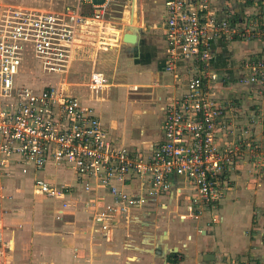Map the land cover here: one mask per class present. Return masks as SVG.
Masks as SVG:
<instances>
[{
    "label": "built area",
    "instance_id": "2783aa9c",
    "mask_svg": "<svg viewBox=\"0 0 264 264\" xmlns=\"http://www.w3.org/2000/svg\"><path fill=\"white\" fill-rule=\"evenodd\" d=\"M215 1L163 0L166 70L189 61L195 73L184 93L166 104L160 139L148 153L118 146L94 110L64 90L65 82L38 89L18 82L31 69L67 76L82 46V30L105 20L107 0L102 5L76 0L56 10L5 11L0 16V174L33 172L34 194L66 209L72 185L56 186L43 174L51 166L70 170L84 196L79 203L101 237L136 224L140 213L162 209L161 197L175 199L185 212L182 218L197 220L215 210L229 189V172L245 157L242 143L254 166L257 160L264 166V153L244 135L248 125L236 138L223 140V134L232 133L227 113L237 103L216 91V84L229 79L218 78L211 69L212 46L259 44L258 55L239 62L235 84L249 95H264V0L253 5L239 0L242 8L235 0L219 7ZM86 3L93 8L90 14L84 13ZM114 35L112 41H117ZM103 39L99 45L105 47ZM104 83L102 73L92 72L88 88L96 92ZM249 123L259 124L264 137V117H252Z\"/></svg>",
    "mask_w": 264,
    "mask_h": 264
},
{
    "label": "crops",
    "instance_id": "0c3cea01",
    "mask_svg": "<svg viewBox=\"0 0 264 264\" xmlns=\"http://www.w3.org/2000/svg\"><path fill=\"white\" fill-rule=\"evenodd\" d=\"M107 1L118 2L119 17L116 22H92L82 30V46L69 70L78 81L70 94L94 110L118 146L148 153L160 139L166 104L184 93L195 70L189 61L176 62L172 72L166 70L163 0ZM223 1L216 0L215 5ZM235 1V6L243 7ZM83 10L90 14L93 8L86 3ZM114 33L117 41H112ZM127 33L135 36L134 44L123 41ZM100 38L105 47L99 45ZM260 50L257 43L217 42L212 46L211 69L218 78L229 79L216 84L220 98L237 103L227 113L232 133L224 132L223 140L236 138L248 125L244 135L264 153L261 127L249 123L264 115V95L250 97L235 84L239 62ZM92 72L102 73L105 80L96 92L88 88ZM242 149L245 157L229 172V189L215 210L197 220L182 218L185 212L176 200L161 197L162 209L156 206L149 214L140 213L130 228H116L102 237L79 203L84 196L70 170L51 166L43 174L56 186L72 185L66 209L59 201L34 194L31 170L26 176L6 170V176L0 174V264H264V166L258 160L254 166L243 143ZM63 172L69 173V181L59 180L57 174ZM27 197L39 205L30 206Z\"/></svg>",
    "mask_w": 264,
    "mask_h": 264
},
{
    "label": "rangeland",
    "instance_id": "374dc122",
    "mask_svg": "<svg viewBox=\"0 0 264 264\" xmlns=\"http://www.w3.org/2000/svg\"><path fill=\"white\" fill-rule=\"evenodd\" d=\"M75 1L76 0H0V16L3 15L5 13V11H7L9 9H14V8H30V9H37V10H56V9H60L63 6H66V5H72L75 3ZM119 9H120V7L118 6V2H115L114 4H109L107 7L106 14H105L104 18L110 22H116L117 21L116 19L119 17V11H120ZM74 63L72 62L70 64L68 70L72 69ZM31 68H33V67L30 66L29 69H31ZM30 72L27 73L25 70V72L21 73V75H20L21 80H19L18 82L27 83L32 88H37V89L41 88L42 86H44L46 84H53L54 86H57V84L59 82H61V83L65 82L66 87L64 88V90L66 89L67 93H71V88L73 87L74 83L78 81L76 78H74L73 75H71V73H67L66 74L67 76H62V75H56L53 73H44L43 74L38 69H34V70L31 69ZM31 78H33L35 80L34 83H31L29 81ZM94 95H96V94H94ZM91 97H93V96L91 95ZM97 97H98V94H97ZM250 97H251V95H250ZM257 97H259V96H257ZM262 117H264V115H262ZM104 128H106V127H104ZM65 173L66 172H63L62 174H57L59 180L63 179V177H65V178L67 177V179L69 181V179H70L69 173L68 172L66 174ZM12 175H13V180L18 178V176H16L15 173H13ZM19 181H20V179H18L16 182L20 184ZM27 199H29V198L27 197ZM37 199L38 198H36V200L35 199L34 200L36 202H38ZM28 204L30 206L39 205V204H35L33 202V199H32V201L30 200ZM40 212H41L40 213V215H41L42 211H40Z\"/></svg>",
    "mask_w": 264,
    "mask_h": 264
},
{
    "label": "water",
    "instance_id": "95a60500",
    "mask_svg": "<svg viewBox=\"0 0 264 264\" xmlns=\"http://www.w3.org/2000/svg\"><path fill=\"white\" fill-rule=\"evenodd\" d=\"M92 4L94 5H102L104 4L105 0H91ZM128 30H131V28H128ZM130 32V31H129ZM135 36L131 35L130 33H127L123 36V41L129 44H134L135 42Z\"/></svg>",
    "mask_w": 264,
    "mask_h": 264
}]
</instances>
